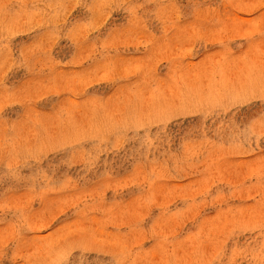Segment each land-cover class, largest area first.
Segmentation results:
<instances>
[{
  "label": "rangeland",
  "instance_id": "rangeland-1",
  "mask_svg": "<svg viewBox=\"0 0 264 264\" xmlns=\"http://www.w3.org/2000/svg\"><path fill=\"white\" fill-rule=\"evenodd\" d=\"M0 264H264V0H0Z\"/></svg>",
  "mask_w": 264,
  "mask_h": 264
}]
</instances>
